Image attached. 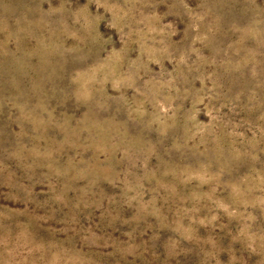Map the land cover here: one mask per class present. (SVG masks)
Instances as JSON below:
<instances>
[{
  "label": "rangeland",
  "instance_id": "1",
  "mask_svg": "<svg viewBox=\"0 0 264 264\" xmlns=\"http://www.w3.org/2000/svg\"><path fill=\"white\" fill-rule=\"evenodd\" d=\"M0 264H264V0H0Z\"/></svg>",
  "mask_w": 264,
  "mask_h": 264
}]
</instances>
